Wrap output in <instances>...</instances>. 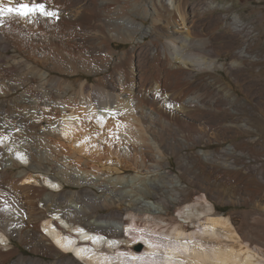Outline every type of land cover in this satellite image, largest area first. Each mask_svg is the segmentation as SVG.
<instances>
[{
  "label": "bare ground",
  "instance_id": "bare-ground-1",
  "mask_svg": "<svg viewBox=\"0 0 264 264\" xmlns=\"http://www.w3.org/2000/svg\"><path fill=\"white\" fill-rule=\"evenodd\" d=\"M21 2L54 15L0 18V264L17 242L37 256L13 264H264V89L213 75L252 62L264 80L241 14L211 1L199 14H224L205 27L187 0H0ZM219 28L243 39L230 62L211 56ZM147 36L150 63L111 48ZM80 70L97 77L54 74Z\"/></svg>",
  "mask_w": 264,
  "mask_h": 264
},
{
  "label": "rangeland",
  "instance_id": "rangeland-1",
  "mask_svg": "<svg viewBox=\"0 0 264 264\" xmlns=\"http://www.w3.org/2000/svg\"><path fill=\"white\" fill-rule=\"evenodd\" d=\"M215 2V3H220V4H225V3H230L231 4V14L233 15L235 12H239L241 14V17L244 22L248 24V28L253 30V32L250 33L249 36V41L253 44V49L248 50L249 54H253L255 51H258L260 48H264V0H187L188 5L190 6L188 12L191 14H195L194 19H196V22L204 24L205 27H210V23L214 22V19L216 18H221V16L224 14V10H219L214 12L213 14L207 11L203 15H200V9L201 7H206L209 2ZM193 9V10H191ZM193 12V13H192ZM192 15V16H193ZM4 23V22H3ZM2 23V25H3ZM146 23L148 26L152 23L151 19L146 20ZM217 34L216 37H214L213 44L216 48H218L219 54L211 55L212 57H217L221 62H230L232 61L235 56L232 55L233 53L230 51V44H233L235 47H240L242 46V37L241 36H236L233 35L229 32H227L224 28H219L217 29ZM262 34L261 41L257 44H255V39H257L256 35ZM146 38V39H145ZM144 39L141 38L136 42H126V41H112L111 43V48L115 51H117V56L122 55L123 52L128 51L131 47L135 46L136 47V65H141L142 63H150L152 60V48L154 47L151 43L152 37L147 36ZM141 40V41H140ZM33 40L30 39V42ZM150 42V43H148ZM152 45V46H151ZM150 46V47H149ZM232 46V47H233ZM151 52H149V50ZM139 49V50H138ZM141 49V50H140ZM140 51V52H139ZM13 53V50H11ZM139 55V56H138ZM151 55V56H150ZM209 56V55H207ZM139 59V60H138ZM144 59V60H142ZM146 60V61H145ZM139 61V63H138ZM142 61V62H140ZM252 63V62H251ZM250 62L244 63V65L239 71L234 72V74L229 73L223 69H219L218 71L214 72L213 75L217 80H219L220 83H224L227 87L231 88L236 95L239 97L243 98L245 97L244 92L246 91L247 88L252 87V88H257L260 86L264 89V80L263 81H258L255 77V73L258 70V67L255 66L254 64H251ZM137 67V66H136ZM137 69V68H135ZM139 69V68H138ZM256 71V72H255ZM55 75H60L63 79L69 81V82H74L75 84H78L84 80H88L89 83L93 82L97 75L88 73L86 70H80L77 73L73 74H63V73H54ZM103 75V74H101ZM99 76V75H98ZM208 75L205 74V72H198L194 78L196 82L198 83V87L201 88V90L206 89L207 87V82H208ZM240 81V82H239ZM262 83V84H261ZM252 85V86H251ZM214 89V88H213ZM254 100V98H253ZM223 98L220 96L219 97V102H223ZM232 119V118H231ZM229 118V120H231ZM244 137H239L238 139H243ZM232 138H230L227 142L223 143H218L215 142L210 146L209 148L213 149L216 147H223L227 146V144L232 142ZM200 146L196 147L199 148ZM175 162V160H174ZM262 160L259 158L255 160L254 162H248V166L252 165L253 163H261ZM118 177L124 178V179H134L135 177H145L143 174H138L136 172L133 173H125L121 175H114L113 179H117ZM45 179H48L46 181L47 184L56 185L58 186V182L52 181V179L49 176H46ZM51 179V180H50ZM51 183H50V182ZM45 182V181H44ZM56 183V184H55ZM44 184V183H43ZM48 186V185H47ZM193 187V186H191ZM191 187L188 188V191L190 192ZM188 192V193H189ZM41 205V204H39ZM222 208L229 212V213H237V212H245L247 211L248 207L243 204H225L222 206ZM17 242V241H16ZM16 244L19 245V254H22L24 256H37L36 253L30 251L24 244L17 242ZM18 255H15L14 258L9 260L7 263L8 264H13V260L17 259L19 257Z\"/></svg>",
  "mask_w": 264,
  "mask_h": 264
},
{
  "label": "snow or ice",
  "instance_id": "snow-or-ice-1",
  "mask_svg": "<svg viewBox=\"0 0 264 264\" xmlns=\"http://www.w3.org/2000/svg\"><path fill=\"white\" fill-rule=\"evenodd\" d=\"M36 12L46 16L54 15V13L45 10V5L43 3H33L31 6L23 2L17 4L16 6L0 4V16H6L15 13L19 17H28L30 14H34Z\"/></svg>",
  "mask_w": 264,
  "mask_h": 264
}]
</instances>
